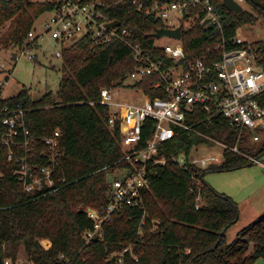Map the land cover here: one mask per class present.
I'll use <instances>...</instances> for the list:
<instances>
[{"label":"trees","instance_id":"1","mask_svg":"<svg viewBox=\"0 0 264 264\" xmlns=\"http://www.w3.org/2000/svg\"><path fill=\"white\" fill-rule=\"evenodd\" d=\"M245 1L252 5L254 14L229 12L222 0H212L222 28L199 23L183 28L186 58L209 55L217 38L232 37L238 28L257 24L259 17H264V6ZM48 9L47 4L32 0H0V26L9 23L8 38L22 43ZM110 14L132 33L133 44H140L153 57L165 58L155 47L154 35L164 27L161 21L139 13L131 4L119 6ZM255 47L264 67V43L257 42ZM140 65L132 50L120 41L91 46L81 40L63 52V76L56 94L49 92L36 100L24 88L4 99L0 85V109L21 105L26 111L31 141L28 148H15L16 156L28 154L31 164L45 166L48 161L41 153L47 148L42 139L55 131L61 133L55 186L35 195L24 192L13 174L19 166L7 162L8 149L0 146L3 260L15 262L21 246L34 264H255L264 258V217L242 229L239 237L229 243L228 231L240 219L238 205L205 181L209 173L255 166L246 156L264 158V141L251 144L244 135L240 144L244 155L226 151L222 164L206 169L192 166L186 170L170 157L181 148L188 156L195 145L212 146L210 141L184 135L170 142L166 146L167 164L151 166L154 174L141 190L142 207L122 208L103 224L102 237L86 243L85 235L94 231L95 224L85 209L103 212L108 184L125 166L120 134L109 128L108 108L99 103L101 90L120 85ZM158 79V75L149 76L137 86L151 98L162 97V91L152 87ZM195 117L200 120L205 115L199 112ZM197 129L231 147L237 144L240 133L223 117H218L213 126L201 123ZM42 240L51 246L43 247ZM130 245L131 250L125 252Z\"/></svg>","mask_w":264,"mask_h":264},{"label":"built area","instance_id":"2","mask_svg":"<svg viewBox=\"0 0 264 264\" xmlns=\"http://www.w3.org/2000/svg\"><path fill=\"white\" fill-rule=\"evenodd\" d=\"M32 1L47 4L49 9L43 15L48 14L49 17L44 32L38 34L35 23L23 42L16 43L18 49L12 53L14 63L20 54L28 55L30 60L36 59L31 50H41V41L45 38L61 46L54 55L61 61L67 48L85 40L91 46L120 41L132 50L134 58L141 63L120 85L101 90L99 103L108 108L109 128L120 134L125 166L115 172L108 184V202L103 212L85 209L95 224L94 231L85 235L86 243L102 237L103 224L122 208L142 207L141 190L148 186L149 178L154 174L151 166L167 164L166 146L170 142L184 135H196L210 141L212 147L220 146L221 156L196 157L194 151L210 146L202 144L195 145L188 156L181 148L170 157L189 170L192 166L206 169L222 164L226 151L244 155L240 149L243 135L252 144L264 139V67L257 47L242 38L243 27L238 28L232 37L217 38L209 55L193 60L186 58L182 39L171 38L176 42L173 46H161L156 42L155 47L165 55V58L159 59L140 44H133L132 33L110 14L119 6L131 4L139 13L161 21L163 28L181 29L183 34V28H190L193 23L222 28L220 15L212 0H152L150 3L146 0ZM235 1L241 5L245 0ZM117 21L120 25L113 26ZM0 68H5L1 57ZM155 75L159 79L152 87L161 90L163 96L151 98L144 88L137 85L144 78ZM199 112L204 113L203 119L195 117ZM25 114L21 105L0 109V146L8 149L7 162L19 166L13 174L22 184L24 192L35 195L55 186L56 163L61 157L58 150L61 133L55 131L42 139L47 149L41 157L48 163L41 168L31 164L30 155L19 157L15 153V148H28L31 141ZM218 117H223L239 130L235 146H228L197 129L201 123L213 126ZM246 157L261 166L264 174V158ZM198 184L201 185L202 181L198 180ZM16 263L10 259L3 260V264Z\"/></svg>","mask_w":264,"mask_h":264},{"label":"rangeland","instance_id":"3","mask_svg":"<svg viewBox=\"0 0 264 264\" xmlns=\"http://www.w3.org/2000/svg\"><path fill=\"white\" fill-rule=\"evenodd\" d=\"M253 1L264 6V0ZM241 6L244 11L254 14L252 5L247 1H244ZM48 17L49 15L45 14L36 21L35 29L38 34L44 32ZM9 25L7 23L0 26V57L2 64L5 63V68H0V85L3 88V98L8 99L16 96L24 88L30 90L31 95L36 100L49 92L56 94L63 74L62 61L54 55L60 51L61 46L50 38H45L41 41V50H31L37 56L36 59L30 60L28 55L21 56L20 54L19 59L14 63L13 60L15 59L12 53H16L18 48L16 43L8 38ZM241 33L242 38L253 45L257 42L264 43V17L260 16L255 25L244 26ZM156 41L161 46L176 44L174 40L167 37ZM263 141L264 139L261 142ZM221 153L220 146H202L199 151L193 152L199 158L209 155L221 156ZM205 181L217 192L233 199L238 205L240 219L228 231L229 243L234 242L239 237L238 234L242 229L264 217V174L261 166L255 165L231 172L209 173L205 177ZM202 203L201 201L199 205ZM41 244L46 248L51 246L47 240H42ZM16 262V264H31L23 246L19 248ZM255 264H264V258L257 260Z\"/></svg>","mask_w":264,"mask_h":264},{"label":"water","instance_id":"4","mask_svg":"<svg viewBox=\"0 0 264 264\" xmlns=\"http://www.w3.org/2000/svg\"><path fill=\"white\" fill-rule=\"evenodd\" d=\"M223 5L226 7V9L229 12H233L235 14H241L244 10L242 8V6L237 3L235 0H222ZM113 26H118L120 25V22H114L112 24ZM155 38L156 39H161V38H172V39H176V40H180L182 39V30L181 29H176V30H169V29H159L156 33H155ZM183 60H181L179 63L181 64ZM0 264H3V258L1 256L0 253Z\"/></svg>","mask_w":264,"mask_h":264}]
</instances>
